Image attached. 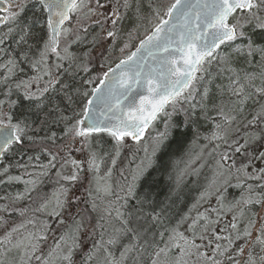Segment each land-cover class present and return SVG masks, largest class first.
Listing matches in <instances>:
<instances>
[{
    "label": "snow or ice",
    "instance_id": "6c2138e0",
    "mask_svg": "<svg viewBox=\"0 0 264 264\" xmlns=\"http://www.w3.org/2000/svg\"><path fill=\"white\" fill-rule=\"evenodd\" d=\"M0 264H264V0H0Z\"/></svg>",
    "mask_w": 264,
    "mask_h": 264
},
{
    "label": "trees",
    "instance_id": "16d2710c",
    "mask_svg": "<svg viewBox=\"0 0 264 264\" xmlns=\"http://www.w3.org/2000/svg\"><path fill=\"white\" fill-rule=\"evenodd\" d=\"M189 187H193V186L189 185ZM185 192H187V189L185 190ZM195 195H197V193L195 191L188 193V195L186 197H184L185 205H190L193 202L191 197H194ZM182 210L186 211L187 207L185 206Z\"/></svg>",
    "mask_w": 264,
    "mask_h": 264
}]
</instances>
